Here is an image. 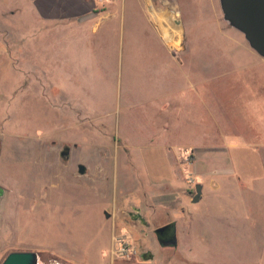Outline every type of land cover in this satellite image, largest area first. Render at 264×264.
<instances>
[{
	"label": "rangeland",
	"instance_id": "obj_1",
	"mask_svg": "<svg viewBox=\"0 0 264 264\" xmlns=\"http://www.w3.org/2000/svg\"><path fill=\"white\" fill-rule=\"evenodd\" d=\"M7 2L0 243L33 249L41 264L264 261V227H233L229 216L243 223V213L264 209L250 195L264 193V58L224 21L219 0H152L143 9L119 0L114 18L97 25L40 24L29 0ZM196 172L222 184L205 183L211 197L195 204L204 183ZM138 208L152 227L175 223L178 244L142 236L129 216ZM125 236L137 258L113 254Z\"/></svg>",
	"mask_w": 264,
	"mask_h": 264
},
{
	"label": "crops",
	"instance_id": "obj_2",
	"mask_svg": "<svg viewBox=\"0 0 264 264\" xmlns=\"http://www.w3.org/2000/svg\"><path fill=\"white\" fill-rule=\"evenodd\" d=\"M30 4L34 6L38 17L36 18V22H49V21H57V22H67V21H74L76 19H82V18H88V23H93V25H97L99 23H102L104 21H102V19L107 16V21L114 18V4L116 2H118L119 0H113V1H105V2H100L99 0H29ZM9 2V0H8ZM7 2V3H8ZM136 2L138 3L139 6H141V8L143 9L144 5L146 4L147 8L148 6H152V0H136ZM107 5V10L106 12H102L101 9L103 8V6ZM101 8V9H100ZM97 9V10H96ZM144 11V10H143ZM106 13V15H105ZM151 15H156V13L154 12V9L152 8L150 11ZM11 12H10V5L9 3L7 4V6L5 7L3 5L2 9H1V19L0 21L3 24L6 25H10L11 23V18H10ZM153 19V17H151ZM154 21V20H153ZM30 23V21H29ZM162 31H164V35H167L168 32L166 30H164V27L161 28ZM169 40L172 39L169 35ZM0 67H1V58H0ZM195 87L192 86L191 89ZM3 93L0 94V96H2ZM211 151H213L211 149ZM264 163V162H263ZM197 177H200L201 179H204V183H201L203 185V194H202V198L201 201L204 200H208L210 199L211 195H209L208 193H205V183H210L211 187L213 189V187H215V185H217L216 189L219 187V185L222 184V181L214 179L209 177L208 175H205L204 177H201L200 175L197 174ZM4 186V185H3ZM5 186H9V185H5ZM4 186V187H5ZM1 187V186H0ZM1 187L3 189V196L0 199V202L2 201L3 197L5 196V191H7L6 187ZM27 190V189H26ZM24 192V194H27V198H32L33 193L30 190H27ZM250 195H252L254 198H258L259 200H264V193L261 192V189L259 188L258 192H252L250 193ZM205 196V197H204ZM251 196V197H252ZM235 198V196H233V199ZM143 198V201L145 203V205H147V207L149 209H153L154 207L150 205V203L147 204V200ZM198 202V203H200ZM261 205H259V208L252 210L250 212H248V214H242L243 215V223H240L238 221V219L236 220L234 215V211L230 216L231 222L230 224H232V226L234 227L235 225H245L248 226L249 230H256V232H261L262 227H264V209L260 208ZM155 214H153L154 216ZM241 215V214H239ZM245 215V216H244ZM248 217V218H247ZM235 219V220H234ZM158 227V226H156ZM234 229V228H233ZM263 232V231H262ZM178 239V237H177ZM158 242V241H157ZM23 247V246H21ZM12 251H33V249H25V248H13L12 245H9V247L7 246H3L0 243V264L3 262V260L5 259V257ZM151 254V255H150ZM144 258L147 259V261H150L151 259H153V254L150 253L149 251H145L143 254ZM169 262V260H167ZM249 263H244V264H264L263 259L259 258V259H254V260H250L248 261Z\"/></svg>",
	"mask_w": 264,
	"mask_h": 264
},
{
	"label": "water",
	"instance_id": "obj_3",
	"mask_svg": "<svg viewBox=\"0 0 264 264\" xmlns=\"http://www.w3.org/2000/svg\"><path fill=\"white\" fill-rule=\"evenodd\" d=\"M224 21L233 29L242 33L249 46L262 58H264V0H219ZM70 147L65 145L61 157L67 160ZM78 173L85 175L87 167L78 165ZM196 194L192 198L193 203L201 201L203 185H196ZM4 192L0 187V199ZM145 225L146 221L140 219ZM175 224H168L156 230L159 242L162 246H176L178 244ZM166 231H171L169 238L163 237ZM1 264H41L40 256L34 251H13L10 252Z\"/></svg>",
	"mask_w": 264,
	"mask_h": 264
},
{
	"label": "flooded vegetation",
	"instance_id": "obj_4",
	"mask_svg": "<svg viewBox=\"0 0 264 264\" xmlns=\"http://www.w3.org/2000/svg\"><path fill=\"white\" fill-rule=\"evenodd\" d=\"M69 156H70V151H69V155L67 156V160H68V158H69ZM64 160V159H63ZM67 160H64L65 162H67ZM129 216L130 217H132L134 220H136V221H139V223L141 224V235L142 236H144V237H146V236H148L149 235V233L152 231V233L156 236V239H157V241L159 242V238H158V234L156 233V230L158 229V228H161V227H163V226H166V225H168V224H172V223H167V224H164V225H161V226H158V227H152V221L153 220H150V219H147V218H145L144 216H143V214H142V212H141V209H137V211L136 212H130L129 213ZM141 217L142 218H144V220L146 221V224L144 225L143 223H142V221L140 220L141 219ZM149 230H150V232H149ZM173 230H175L176 231V225L175 226H173ZM171 233V231H166L165 233H164V235H163V237L165 238V239H167V238H169V234ZM176 234H177V232H176ZM160 243V242H159ZM151 255V254H150Z\"/></svg>",
	"mask_w": 264,
	"mask_h": 264
},
{
	"label": "built area",
	"instance_id": "obj_5",
	"mask_svg": "<svg viewBox=\"0 0 264 264\" xmlns=\"http://www.w3.org/2000/svg\"><path fill=\"white\" fill-rule=\"evenodd\" d=\"M100 2L112 1V0H99ZM116 254L117 257L131 260L137 258L139 256V249L133 243V241L129 240L127 236L120 239L119 248L113 251V254Z\"/></svg>",
	"mask_w": 264,
	"mask_h": 264
},
{
	"label": "trees",
	"instance_id": "obj_6",
	"mask_svg": "<svg viewBox=\"0 0 264 264\" xmlns=\"http://www.w3.org/2000/svg\"><path fill=\"white\" fill-rule=\"evenodd\" d=\"M172 224H175V223H172Z\"/></svg>",
	"mask_w": 264,
	"mask_h": 264
}]
</instances>
